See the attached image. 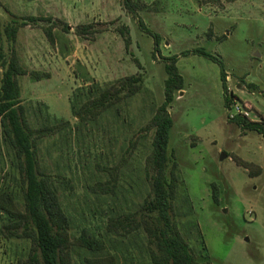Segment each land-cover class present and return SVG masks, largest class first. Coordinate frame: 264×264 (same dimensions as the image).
Here are the masks:
<instances>
[{"label": "rangeland", "instance_id": "1", "mask_svg": "<svg viewBox=\"0 0 264 264\" xmlns=\"http://www.w3.org/2000/svg\"><path fill=\"white\" fill-rule=\"evenodd\" d=\"M124 1L0 0V68L15 56L26 71L17 81L28 121L37 130L71 125L43 136L38 148L71 222V241H100L115 264H158L161 253L145 222L154 229L163 224L143 208L152 194L148 128L165 99L166 59L177 56L185 86L169 108V148L182 179L171 233L201 264H264V137L229 114L239 102L248 120L264 126V0H141L136 13ZM140 20L160 36L158 51ZM87 25L93 33L79 34ZM10 26H18L14 41ZM199 49L223 62L226 93L219 64L195 54ZM87 73L102 88L132 76L141 81L134 94L131 86L122 89L117 105L86 126L73 114L72 99L92 85L84 81ZM0 190L23 207L18 160L1 127ZM7 221L0 215V264H30L31 241L9 235ZM93 255L72 247L74 264Z\"/></svg>", "mask_w": 264, "mask_h": 264}, {"label": "trees", "instance_id": "2", "mask_svg": "<svg viewBox=\"0 0 264 264\" xmlns=\"http://www.w3.org/2000/svg\"><path fill=\"white\" fill-rule=\"evenodd\" d=\"M141 0H125L124 6L130 13H136L144 4ZM32 21L35 18H30ZM140 27L153 39L156 51L159 49L160 36L145 27L143 21H139ZM26 25L25 20L21 23ZM67 26L64 31H67ZM129 32L128 28L125 29ZM18 26H10L6 29L7 35L13 41L16 38ZM93 33L92 26H83L79 34ZM49 40L53 42L51 31H47ZM129 38H126V46H129ZM195 54L206 57L219 64L224 92H227L225 81V68L223 62L199 49ZM3 57V56H2ZM178 57L166 59L165 70V99L154 113L148 130H153L151 153L148 158L149 168L152 170V194L144 202V210L155 214L157 221L163 224L162 228H156L146 223L156 239V244L161 253L158 264H201L193 255L189 244L178 232L171 233L173 224V201L181 181L178 171V163L173 151H170V136L174 125L169 113L176 93L184 89L185 82L177 67ZM18 59L13 56L9 61H3L0 68V127L15 152L18 160V169L22 180L24 193L23 207L20 208L13 195L0 190V215H5L8 220L3 226L12 237L27 238L32 243L30 264H74L72 247L81 246L97 255L86 258V264H115V256L105 252L104 245L96 239H88L85 236L76 241H71L70 220L63 210L54 183L50 177L42 171L38 158L39 140L48 133H58L71 128L69 122H59L47 125L39 130L34 129L28 121L24 107L21 105V90L17 77L26 75ZM38 77L37 74H34ZM85 83H91L90 88L79 90L72 99V112L80 123L87 126L95 113H103L112 109L120 101L122 89L132 87L134 94L138 89L141 79L137 76L129 77L121 81L122 85H111L102 88L87 73ZM83 93L86 94L85 102ZM99 94L92 98V94ZM91 94V95H90ZM95 96V95H94ZM244 129L255 131L264 137V126L259 122L248 119L236 118L234 120ZM243 167H248L242 163ZM170 171V177L167 176ZM213 201L219 203V189L212 184ZM19 234V232H21ZM155 260H156V256ZM209 264V263H207Z\"/></svg>", "mask_w": 264, "mask_h": 264}, {"label": "built area", "instance_id": "3", "mask_svg": "<svg viewBox=\"0 0 264 264\" xmlns=\"http://www.w3.org/2000/svg\"><path fill=\"white\" fill-rule=\"evenodd\" d=\"M229 110V114L231 115L232 119H236L238 117L243 119H249V111L244 108L239 102H235L232 105V108H230Z\"/></svg>", "mask_w": 264, "mask_h": 264}]
</instances>
